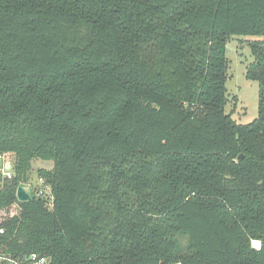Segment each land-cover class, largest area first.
I'll return each mask as SVG.
<instances>
[{
    "label": "trees",
    "instance_id": "16d2710c",
    "mask_svg": "<svg viewBox=\"0 0 264 264\" xmlns=\"http://www.w3.org/2000/svg\"><path fill=\"white\" fill-rule=\"evenodd\" d=\"M234 36L264 37V0H0V153L13 164L0 254L264 264V42L249 44L257 116L240 125L225 113ZM35 160L52 162L36 171L50 208Z\"/></svg>",
    "mask_w": 264,
    "mask_h": 264
},
{
    "label": "rangeland",
    "instance_id": "374dc122",
    "mask_svg": "<svg viewBox=\"0 0 264 264\" xmlns=\"http://www.w3.org/2000/svg\"><path fill=\"white\" fill-rule=\"evenodd\" d=\"M256 40L264 42V37L234 36L226 45L228 69L225 84L227 90L225 113L231 114L232 119L240 125L250 123L257 116L258 83L245 78L247 69L255 61L250 54L249 44ZM40 168L49 170L52 168V162L40 160L32 162L30 183L33 186H39L36 171ZM44 197L50 208L48 188H44ZM6 214L11 217L15 212L10 208ZM252 246L255 247L256 244L253 243Z\"/></svg>",
    "mask_w": 264,
    "mask_h": 264
},
{
    "label": "built area",
    "instance_id": "2783aa9c",
    "mask_svg": "<svg viewBox=\"0 0 264 264\" xmlns=\"http://www.w3.org/2000/svg\"><path fill=\"white\" fill-rule=\"evenodd\" d=\"M11 155L0 153V177L3 179H11L13 175V164L10 160ZM41 180H39L40 190L37 191L38 196L44 195V188L41 187ZM31 186V185H29ZM32 188V187H31ZM15 212L19 211L17 206H14L13 209ZM5 217L4 213L0 215V224ZM4 234V228L0 226V236ZM0 264H47V260L44 256H40L35 253L26 254L17 258H13L7 254H0Z\"/></svg>",
    "mask_w": 264,
    "mask_h": 264
},
{
    "label": "water",
    "instance_id": "95a60500",
    "mask_svg": "<svg viewBox=\"0 0 264 264\" xmlns=\"http://www.w3.org/2000/svg\"><path fill=\"white\" fill-rule=\"evenodd\" d=\"M15 197L19 203L27 202L34 197L33 189L27 184H20L16 188Z\"/></svg>",
    "mask_w": 264,
    "mask_h": 264
}]
</instances>
